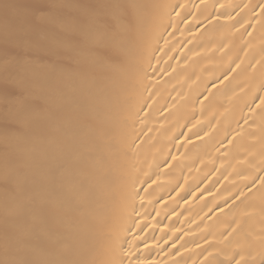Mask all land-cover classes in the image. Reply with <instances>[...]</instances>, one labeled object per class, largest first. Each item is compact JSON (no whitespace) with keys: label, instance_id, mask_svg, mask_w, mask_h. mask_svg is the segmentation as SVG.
I'll return each instance as SVG.
<instances>
[{"label":"bare ground","instance_id":"obj_1","mask_svg":"<svg viewBox=\"0 0 264 264\" xmlns=\"http://www.w3.org/2000/svg\"><path fill=\"white\" fill-rule=\"evenodd\" d=\"M0 264H264V0H0Z\"/></svg>","mask_w":264,"mask_h":264}]
</instances>
